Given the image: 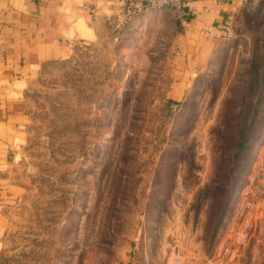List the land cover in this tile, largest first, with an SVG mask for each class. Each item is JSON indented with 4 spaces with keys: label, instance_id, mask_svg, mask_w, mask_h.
Here are the masks:
<instances>
[{
    "label": "rangeland",
    "instance_id": "rangeland-1",
    "mask_svg": "<svg viewBox=\"0 0 264 264\" xmlns=\"http://www.w3.org/2000/svg\"><path fill=\"white\" fill-rule=\"evenodd\" d=\"M239 1L205 56L128 1L41 67L0 264H264V0Z\"/></svg>",
    "mask_w": 264,
    "mask_h": 264
},
{
    "label": "crops",
    "instance_id": "crops-1",
    "mask_svg": "<svg viewBox=\"0 0 264 264\" xmlns=\"http://www.w3.org/2000/svg\"><path fill=\"white\" fill-rule=\"evenodd\" d=\"M136 0H1L0 4V234L2 210L13 188L9 169L24 141L28 116L26 87L49 62L64 59L78 44L96 37V27ZM239 0H195V15L178 24L181 42L198 56L207 55L229 30ZM140 15V14H139ZM170 16L167 10L143 17ZM188 45L186 44V47ZM199 50V52H197Z\"/></svg>",
    "mask_w": 264,
    "mask_h": 264
},
{
    "label": "built area",
    "instance_id": "built-area-1",
    "mask_svg": "<svg viewBox=\"0 0 264 264\" xmlns=\"http://www.w3.org/2000/svg\"><path fill=\"white\" fill-rule=\"evenodd\" d=\"M195 0H139V2H129L125 6L127 15L137 13L141 14L152 10H172L179 21L184 23L189 17L195 15V9L191 6V3ZM1 4V0H0Z\"/></svg>",
    "mask_w": 264,
    "mask_h": 264
},
{
    "label": "trees",
    "instance_id": "trees-1",
    "mask_svg": "<svg viewBox=\"0 0 264 264\" xmlns=\"http://www.w3.org/2000/svg\"><path fill=\"white\" fill-rule=\"evenodd\" d=\"M163 10H167V11H169V12H171L172 10H169V9H163Z\"/></svg>",
    "mask_w": 264,
    "mask_h": 264
},
{
    "label": "bare ground",
    "instance_id": "bare-ground-1",
    "mask_svg": "<svg viewBox=\"0 0 264 264\" xmlns=\"http://www.w3.org/2000/svg\"><path fill=\"white\" fill-rule=\"evenodd\" d=\"M262 179L261 180H264V177H261ZM260 179V178H259Z\"/></svg>",
    "mask_w": 264,
    "mask_h": 264
}]
</instances>
